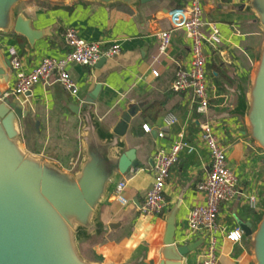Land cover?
Wrapping results in <instances>:
<instances>
[{"label": "crops", "instance_id": "0c3cea01", "mask_svg": "<svg viewBox=\"0 0 264 264\" xmlns=\"http://www.w3.org/2000/svg\"><path fill=\"white\" fill-rule=\"evenodd\" d=\"M246 1L201 0L203 20L217 24L221 41L217 47L204 45L211 95L205 116L196 112L190 93L170 91L176 73L189 68L190 41L184 31L173 29L179 22L177 12L188 0H153L137 9L121 5L104 8L81 2L61 6L29 1L21 6L20 12L31 21L33 29L43 31L45 36L30 47L21 37L0 34V65L6 71L1 80L4 91H10L15 83V71L5 64L6 59L10 61L9 51L16 52L21 71L28 73L43 58H61L68 52L64 40L67 28L77 30L86 42H101L102 48L114 42L121 48L119 55L102 64L68 68L79 88L77 98L54 80L39 83L30 90V97L24 99L28 110L24 142L31 153L49 158L67 170L74 166L81 151V122L69 111L68 105L82 99L97 79L102 80V89L94 114L104 129L111 127L129 104L144 103L141 113L131 123V133L133 138L142 137L146 132L144 126L149 132L157 131V139L150 148L152 159L158 150L168 152L178 136L194 148L190 154H181L171 168L164 188L166 209L158 217H143L134 204L136 200L142 206L153 183L152 168L139 169L123 179L127 204L121 205L115 194V200L106 203L101 213L104 223L120 222L121 226L87 249L88 258L103 264H131L144 253V264H158L167 210L175 204H179L178 241L188 244L203 238L188 233L187 219L195 205L204 203L196 186L210 170L209 156L199 140L200 125L204 123L213 126L226 151L229 169L238 178V196L220 206L217 219L220 228L239 229L238 221L250 223L253 228L257 226L264 210V153L248 142L243 135L242 121L235 114L261 40L250 14L237 9ZM169 30L172 31L170 48L165 55L157 57V36ZM151 106L157 107L159 114L154 121L144 122L142 112ZM169 119H175V123L170 125ZM249 195L258 199V210L248 207ZM217 242L218 264H251L247 238L242 236L239 242H230L218 232ZM204 251L202 245L187 257V264H198Z\"/></svg>", "mask_w": 264, "mask_h": 264}, {"label": "water", "instance_id": "95a60500", "mask_svg": "<svg viewBox=\"0 0 264 264\" xmlns=\"http://www.w3.org/2000/svg\"><path fill=\"white\" fill-rule=\"evenodd\" d=\"M29 1L137 9L153 0H0V34L21 37L33 47L45 33L33 29L20 12ZM237 9L250 14L261 40L235 114L248 142L264 153V0H247ZM105 61L102 58L98 63ZM5 64L10 66L9 59ZM5 75L0 65V264H103L88 258L87 249L121 226L120 222L102 221L103 207L115 200L118 185L126 176L153 166L150 148L157 131L145 132L140 138L131 133V123L144 103L129 104L115 123L104 129L94 114L102 89V80L97 79L82 99L68 105L81 122V151L67 170L26 148L28 110L24 99L30 97V91L7 97L9 90L1 88ZM134 204L140 208L136 200ZM178 210L179 204L167 210L158 264H187V257L205 244V238L188 244L178 241ZM237 224L247 238L251 264H264V210L255 228L247 222ZM144 260L142 253L131 264H144Z\"/></svg>", "mask_w": 264, "mask_h": 264}, {"label": "built area", "instance_id": "2783aa9c", "mask_svg": "<svg viewBox=\"0 0 264 264\" xmlns=\"http://www.w3.org/2000/svg\"><path fill=\"white\" fill-rule=\"evenodd\" d=\"M179 22L173 29L184 31L190 41L189 68L179 70L170 85V91L174 94L190 93L192 102L196 106V112L205 116L209 111L211 95L206 78L207 56L204 45L213 47L220 45V31L215 22L203 20V8L201 0H188V3L177 12ZM172 31H163L158 34L157 57L165 55L170 48ZM64 40L68 52L61 58L46 57L30 72L21 71L20 61L14 50L9 51L10 67L15 71L14 86L6 96H19L29 92L39 83H47L51 80L59 83L65 91L77 98L79 88L71 79L68 68L71 66L93 67L102 58L110 59L120 54V46L116 42L109 47L102 48L101 42H86L80 38L77 30L67 28ZM157 59V58H156ZM152 74L157 76V72ZM175 119H169V124H174ZM149 132L147 126L143 127ZM199 140L203 144L210 160V170L206 178L197 184L196 190L203 196L204 203L195 205L187 219V228L190 235L203 237L205 251L198 264H218L217 234L220 232L226 240L239 242L242 234L239 229H221L217 219L220 206L231 202L238 196V178L229 169L225 149L220 145L214 128L210 123L200 125ZM194 148L178 136L168 152L158 150L153 157V183L146 193L144 202L140 207V214L145 217H158L166 209L164 188L171 168L178 162L181 154H190ZM126 183H119L116 197L121 205L127 201L123 197ZM258 199L254 195L246 197L249 208L258 210Z\"/></svg>", "mask_w": 264, "mask_h": 264}, {"label": "trees", "instance_id": "16d2710c", "mask_svg": "<svg viewBox=\"0 0 264 264\" xmlns=\"http://www.w3.org/2000/svg\"><path fill=\"white\" fill-rule=\"evenodd\" d=\"M158 108L155 107V106H151L149 108H147L146 110H144L142 112V115H141V118L144 122L146 121H154L155 118L158 116V112H157ZM263 214V213H262ZM262 214L260 215L259 217V220L261 219V216Z\"/></svg>", "mask_w": 264, "mask_h": 264}, {"label": "rangeland", "instance_id": "374dc122", "mask_svg": "<svg viewBox=\"0 0 264 264\" xmlns=\"http://www.w3.org/2000/svg\"><path fill=\"white\" fill-rule=\"evenodd\" d=\"M124 196H125V197H124ZM123 197L126 198V195H124V193H123Z\"/></svg>", "mask_w": 264, "mask_h": 264}]
</instances>
